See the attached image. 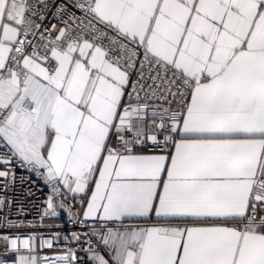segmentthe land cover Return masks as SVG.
<instances>
[{"label":"snow or ice","instance_id":"snow-or-ice-1","mask_svg":"<svg viewBox=\"0 0 264 264\" xmlns=\"http://www.w3.org/2000/svg\"><path fill=\"white\" fill-rule=\"evenodd\" d=\"M0 165L82 229L11 264H264V0H0Z\"/></svg>","mask_w":264,"mask_h":264},{"label":"built area","instance_id":"built-area-1","mask_svg":"<svg viewBox=\"0 0 264 264\" xmlns=\"http://www.w3.org/2000/svg\"><path fill=\"white\" fill-rule=\"evenodd\" d=\"M151 103V102H150ZM149 118L151 114H149ZM147 120H134L133 128L140 135L146 133ZM15 171V180L8 182V190L0 192V197L5 200V205L0 208V235L20 236L25 238L29 235L36 236L37 246L41 239H51V233L54 231L61 232V236L69 235L70 230L82 231L79 227L71 225L67 222V218L63 220H50L43 217V209L46 207L44 201L47 199L49 190L44 184L42 178H38L35 174L27 172L26 169H22L16 165H13ZM0 170H3V166L0 165ZM0 187H3V179L0 178ZM11 201L9 205L8 201ZM14 222L18 226H11L8 222ZM57 224L61 227H57ZM94 244L100 242L95 237L92 238ZM83 241V238H82ZM72 245H67L63 239L58 244L54 243L52 249L44 248L40 249L41 255L55 256L60 253L67 252L70 247L86 248L87 245L83 242ZM7 245L0 241V260H8L9 264L14 257V253L9 252L5 255V249ZM100 251H103L101 245ZM76 256L84 257L81 264H89L88 253L80 251L73 256V264H77Z\"/></svg>","mask_w":264,"mask_h":264},{"label":"crops","instance_id":"crops-1","mask_svg":"<svg viewBox=\"0 0 264 264\" xmlns=\"http://www.w3.org/2000/svg\"><path fill=\"white\" fill-rule=\"evenodd\" d=\"M148 132V122L146 123V133ZM145 133V134H146ZM90 264V262H88Z\"/></svg>","mask_w":264,"mask_h":264}]
</instances>
